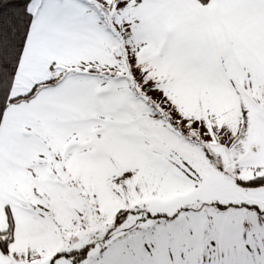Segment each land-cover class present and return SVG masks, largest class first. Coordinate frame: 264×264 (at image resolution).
Instances as JSON below:
<instances>
[{
    "label": "snow or ice",
    "instance_id": "snow-or-ice-1",
    "mask_svg": "<svg viewBox=\"0 0 264 264\" xmlns=\"http://www.w3.org/2000/svg\"><path fill=\"white\" fill-rule=\"evenodd\" d=\"M0 264H264V0H0Z\"/></svg>",
    "mask_w": 264,
    "mask_h": 264
}]
</instances>
